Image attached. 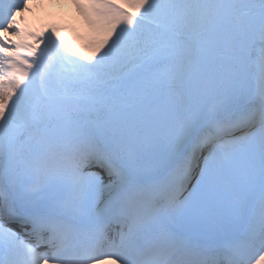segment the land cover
Returning <instances> with one entry per match:
<instances>
[{
    "label": "snow or ice",
    "instance_id": "obj_1",
    "mask_svg": "<svg viewBox=\"0 0 264 264\" xmlns=\"http://www.w3.org/2000/svg\"><path fill=\"white\" fill-rule=\"evenodd\" d=\"M0 0V264H264V0Z\"/></svg>",
    "mask_w": 264,
    "mask_h": 264
},
{
    "label": "bare ground",
    "instance_id": "obj_2",
    "mask_svg": "<svg viewBox=\"0 0 264 264\" xmlns=\"http://www.w3.org/2000/svg\"><path fill=\"white\" fill-rule=\"evenodd\" d=\"M65 4H66V6H70L69 3H65ZM33 10H34V12H35L37 9H36L35 7H33ZM70 11H71V13L73 14V16L77 17V21L81 23V27H82L83 29H87V26H86V24H85V22H84V19H83L82 15H81L79 9H77V7L75 6V4H72V5L70 6ZM34 14H35V13H33V15H34ZM31 17H32V15H31ZM34 25H35V24H34V22H33V23L31 24V26H34Z\"/></svg>",
    "mask_w": 264,
    "mask_h": 264
}]
</instances>
